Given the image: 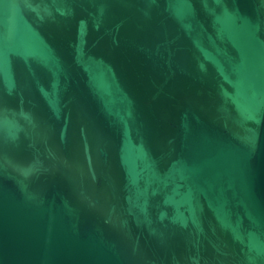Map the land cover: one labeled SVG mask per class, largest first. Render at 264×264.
<instances>
[{
    "label": "water",
    "instance_id": "water-1",
    "mask_svg": "<svg viewBox=\"0 0 264 264\" xmlns=\"http://www.w3.org/2000/svg\"><path fill=\"white\" fill-rule=\"evenodd\" d=\"M0 264H264V0H0Z\"/></svg>",
    "mask_w": 264,
    "mask_h": 264
}]
</instances>
